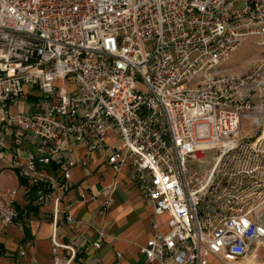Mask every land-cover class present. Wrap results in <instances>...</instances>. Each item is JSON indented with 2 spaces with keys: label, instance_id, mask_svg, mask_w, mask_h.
<instances>
[{
  "label": "built area",
  "instance_id": "built-area-1",
  "mask_svg": "<svg viewBox=\"0 0 264 264\" xmlns=\"http://www.w3.org/2000/svg\"><path fill=\"white\" fill-rule=\"evenodd\" d=\"M249 38L259 57L229 73ZM35 91L33 112L11 113ZM248 120L264 127V0H0V160L15 149L9 163L34 205L53 200L55 264L78 254L58 236L63 222L78 224L60 189L109 141V167L117 174L129 163L153 211L147 264L258 260L264 210L249 201L264 198V129L243 143ZM70 142L86 145V158L76 160ZM212 151L209 172L198 162ZM249 151L252 169L235 176L253 174L250 190L228 174L230 159ZM20 191L0 188V234L20 218Z\"/></svg>",
  "mask_w": 264,
  "mask_h": 264
},
{
  "label": "crops",
  "instance_id": "crops-1",
  "mask_svg": "<svg viewBox=\"0 0 264 264\" xmlns=\"http://www.w3.org/2000/svg\"><path fill=\"white\" fill-rule=\"evenodd\" d=\"M248 65L249 62L245 61L243 67ZM35 106L18 100L10 111L13 114L30 113ZM11 140L4 138L7 145L12 144ZM31 141L36 139L29 136L23 143L29 153L36 148ZM67 148L76 160L86 158V145L70 142ZM114 148L115 143L109 141L84 164L76 165L72 170L71 186L60 189L62 207L68 208L78 223L67 225L63 222L58 228L61 241L73 244L78 251L71 264H147L141 247L153 236V211L140 188L134 168L127 163L116 174L109 167L107 159ZM4 153L7 159L0 160V188H18L21 191L15 203L20 218L3 227L0 234V264H55L51 241L53 200L35 206L33 190L28 193L23 189L26 182L19 178L18 170L9 163L15 149ZM49 175L56 180L60 171L51 169ZM25 211H29L28 217H25ZM101 235L100 248L93 249L91 245ZM87 247L90 249L85 250ZM58 255L66 258L67 253L60 250Z\"/></svg>",
  "mask_w": 264,
  "mask_h": 264
},
{
  "label": "rangeland",
  "instance_id": "rangeland-1",
  "mask_svg": "<svg viewBox=\"0 0 264 264\" xmlns=\"http://www.w3.org/2000/svg\"><path fill=\"white\" fill-rule=\"evenodd\" d=\"M254 41L252 38H249L245 41V43L243 44V46L236 51V53L234 54L235 56L232 57L233 59H231V62L229 61V63L227 64L228 70L230 69H234L235 73H237V71L243 72L246 69H248L249 65L254 62L258 57L259 54L257 53V50L253 48L254 46ZM245 61L249 62V65L246 67H243ZM240 72V73H241ZM39 100V97L37 96V92L35 91L32 94H29V96L27 97V104H36ZM251 122V120L246 121V125H248ZM264 129V127H261V129L256 128V127H251L248 125V127H243L242 128V136L248 137L250 138L251 135H253L255 132H257L259 130V133L257 135V137L262 134V130ZM256 138H250L249 140L244 139L243 143H247V144H251L255 141ZM7 140V139H5ZM236 158H231L229 161V166H228V174L232 175L231 178L234 181L232 183V185L235 184V180L236 179H241L243 181V183H245L246 188L248 190H250V188L252 187V183L254 181L252 175H247L245 173H243L242 175H238L239 177H236L235 174L236 172H240L242 170L249 172L252 169V161L251 159L255 156L254 153H251L250 151L247 154H243V153H236ZM264 156V155H260V158ZM213 161V154L210 155V158L208 159V162L204 165H199L198 166L200 168H203L205 170L209 169V164H211V162ZM263 164H264V159H263ZM263 189V188H262ZM256 190H252L249 191L247 195L251 196V194L253 192H255ZM260 192V191H257ZM264 194V191H263ZM256 195V194H255ZM263 203V204H262ZM250 205L256 206L258 204L259 208L258 210L261 212L262 210H264V198L263 199H257L252 197V200L249 201ZM262 204V205H261ZM261 249H262V253L261 255L259 254L258 256V262L255 261V259L252 256L248 257V261L247 264H264V241L260 244ZM256 249V248H255ZM250 258V259H249ZM251 260H254V263H252ZM251 263H250V262ZM249 262V263H248Z\"/></svg>",
  "mask_w": 264,
  "mask_h": 264
},
{
  "label": "bare ground",
  "instance_id": "bare-ground-1",
  "mask_svg": "<svg viewBox=\"0 0 264 264\" xmlns=\"http://www.w3.org/2000/svg\"><path fill=\"white\" fill-rule=\"evenodd\" d=\"M253 48L254 49H256V47L255 46H253ZM235 54V53H234ZM234 56V55H233ZM232 56V57H233ZM231 59H233V58H231ZM231 61V60H230ZM250 66V65H249ZM249 68V67H248ZM227 71L229 72V73H231V74H240V73H235L234 71V69L232 68V69H230V70H228V68H227ZM60 85H63V83L61 84V82L59 83ZM244 127H247L246 126V123H244ZM262 138L264 139V131H263V136H262ZM214 153V151H212V152H210L209 154H208V156H207V158L206 159H203V160H201L200 162H198V164L199 165H203V164H206L207 162H208V159L210 158V155L211 154H213ZM216 163V161H212L211 162V164H209V172H212V170H213V168H214V164ZM263 223H264V217H262V220H261ZM264 241V240H263ZM263 241H261L260 243H259V245L263 242ZM256 248V247H255ZM250 256H252L254 259H255V261L256 262H258V260L255 258V253H253L252 255H250ZM249 257V256H248ZM248 257L245 259V261L244 262H237L236 264H247V261H248ZM250 259V258H249ZM252 261V263H254V260H251ZM250 262V261H249ZM248 262V263H249ZM251 263V262H250Z\"/></svg>",
  "mask_w": 264,
  "mask_h": 264
}]
</instances>
